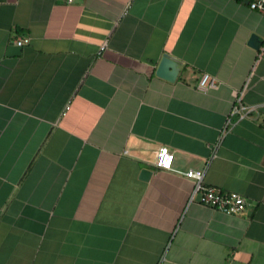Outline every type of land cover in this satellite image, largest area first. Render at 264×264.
<instances>
[{
	"label": "crops",
	"instance_id": "crops-1",
	"mask_svg": "<svg viewBox=\"0 0 264 264\" xmlns=\"http://www.w3.org/2000/svg\"><path fill=\"white\" fill-rule=\"evenodd\" d=\"M248 1L0 0V264H264V16ZM191 169L246 211L203 205Z\"/></svg>",
	"mask_w": 264,
	"mask_h": 264
},
{
	"label": "built area",
	"instance_id": "built-area-1",
	"mask_svg": "<svg viewBox=\"0 0 264 264\" xmlns=\"http://www.w3.org/2000/svg\"><path fill=\"white\" fill-rule=\"evenodd\" d=\"M67 4L74 3L75 0H63ZM249 7L251 10L258 12L259 14L264 16V0H249ZM30 38H18L16 43L19 47H23L25 45L30 44ZM108 44L105 42L100 47V54L105 51ZM207 74V76H205ZM201 79L206 80L205 90L199 89L198 85ZM197 89L203 93H207L208 91L217 88L218 79L209 74H202L199 79ZM240 101V99H239ZM245 110L244 107H235L234 112H241ZM247 113V111L245 110ZM174 160L175 155L168 147H160L156 152V160L155 166L158 169L174 171ZM185 177L192 179L195 182L194 196L199 194L200 202L203 205L210 206L215 208L221 212L226 214L234 215L241 214L246 211L248 202L247 199L239 193L231 192L225 193L221 189H218L213 186L206 185L204 183V171L203 170H188L186 172H181Z\"/></svg>",
	"mask_w": 264,
	"mask_h": 264
},
{
	"label": "water",
	"instance_id": "water-1",
	"mask_svg": "<svg viewBox=\"0 0 264 264\" xmlns=\"http://www.w3.org/2000/svg\"><path fill=\"white\" fill-rule=\"evenodd\" d=\"M179 65L178 61H176L172 56L166 54L161 60L157 74L161 78L174 82L180 70ZM151 175L152 172L147 169L141 172V178L146 181L149 180Z\"/></svg>",
	"mask_w": 264,
	"mask_h": 264
},
{
	"label": "clouds",
	"instance_id": "clouds-1",
	"mask_svg": "<svg viewBox=\"0 0 264 264\" xmlns=\"http://www.w3.org/2000/svg\"><path fill=\"white\" fill-rule=\"evenodd\" d=\"M205 76H207V74H205ZM205 84H206V80L201 79V81L199 82V85H198L199 89L206 91Z\"/></svg>",
	"mask_w": 264,
	"mask_h": 264
}]
</instances>
